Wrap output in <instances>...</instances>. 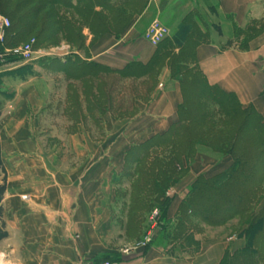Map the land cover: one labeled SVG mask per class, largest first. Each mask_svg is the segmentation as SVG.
<instances>
[{
    "label": "crops",
    "instance_id": "0c3cea01",
    "mask_svg": "<svg viewBox=\"0 0 264 264\" xmlns=\"http://www.w3.org/2000/svg\"><path fill=\"white\" fill-rule=\"evenodd\" d=\"M141 1L146 4L144 9L133 16L118 38L106 34L89 45V62L112 70L133 61L145 64L156 48L142 37L150 22H165L169 34L188 25L194 33L186 47L192 48L193 65L206 82L233 94L243 108L251 106L264 114V0ZM87 31L84 35L88 45L92 37ZM198 34L203 38L198 40ZM22 66L0 68V81L9 90L0 100V152L6 176L0 223L7 235L0 241V264H101L111 259L117 261L114 264H235L234 258L244 249L245 240L230 233L231 225L200 227L199 232L190 234L183 245L173 249L164 248L160 241L140 249L132 247L134 243L124 237L115 219L114 188L103 180L119 173L130 145L163 133L177 121L181 92L176 81L168 80L166 69L153 99L137 107L136 115L123 121L98 117L97 127L103 121L105 129L124 130L106 142L105 153L95 148L87 151L84 124L76 125L75 135L63 138L75 152L72 159L94 161L87 172L85 167L41 166L42 159H46L39 145L47 140L43 141L38 121L41 114L50 112L56 95L47 89L42 98L34 81L16 78L18 74L13 72ZM53 76L60 79L62 75ZM77 93L83 96L81 91ZM201 158L206 156L201 154ZM206 166L191 169L171 192L175 197L169 220L175 215L183 191L197 175L209 170Z\"/></svg>",
    "mask_w": 264,
    "mask_h": 264
},
{
    "label": "trees",
    "instance_id": "16d2710c",
    "mask_svg": "<svg viewBox=\"0 0 264 264\" xmlns=\"http://www.w3.org/2000/svg\"><path fill=\"white\" fill-rule=\"evenodd\" d=\"M143 4L141 0H0V15L11 23L6 48L16 47L19 39L30 37L28 40L35 38L38 46L64 41L81 51L85 44L83 29L88 30L92 40L106 34L118 38L132 17L141 13ZM61 10L72 12L77 22ZM193 33L194 28L181 25L170 36V47L183 51ZM159 45L147 63L133 61L118 70L91 62L83 64L74 53L55 58L50 64L52 69L64 72L68 80L85 85L87 78L108 73L153 87L160 71L168 67L170 79L179 85L177 121L163 133L130 145L124 153L121 177L130 184V192L117 195L124 201L122 210L128 216L121 226L128 238L135 239L138 215L155 207L160 227L150 244L160 241L164 248L173 249L183 245L190 234L199 232L200 227L232 225L234 234L245 240L244 249L234 258L235 264H264V114L251 106L243 108L233 94L210 86L195 65L188 66L178 58L169 60ZM7 59L9 63L16 61ZM24 69L22 66L13 73L21 76ZM151 86L143 96L147 103L154 95ZM201 154L206 159H198ZM204 164L209 170L197 175L183 191L175 215L169 220L175 197L171 192L191 169ZM0 176L1 203L6 184L1 152ZM1 213L0 207V218ZM3 227L1 222L0 241L7 236ZM110 263L117 261L111 259Z\"/></svg>",
    "mask_w": 264,
    "mask_h": 264
},
{
    "label": "rangeland",
    "instance_id": "374dc122",
    "mask_svg": "<svg viewBox=\"0 0 264 264\" xmlns=\"http://www.w3.org/2000/svg\"><path fill=\"white\" fill-rule=\"evenodd\" d=\"M145 5L146 4H143V6ZM60 12L61 13L65 12L67 18L73 19L72 22H77L72 12L70 11L66 12L63 10H61ZM0 16L4 17L5 15H0ZM154 21H157L161 26L168 29V27L165 25V22L163 21L161 22L160 20H153L152 22ZM152 22H150V24ZM127 25L128 24H126V26ZM84 30L85 29H83L82 35L85 38V44L81 51H78L76 48L73 47L71 48L69 45L65 44L64 41H61V43L55 46H49L47 44H42L38 46L36 45L37 44L36 43L35 50L36 52H38L36 55L37 56L36 59L33 62L24 64L23 68L25 69L21 72V76L18 75L16 77L20 81H29V80L34 81L36 84L35 86H37L38 90L39 91L41 90L42 92L41 93L42 98L44 95V91H46L47 89L54 90L53 92H55L56 95L54 98L55 99L54 104L51 105L50 107V112L46 114L45 113L41 114V118L38 121L40 127L42 128L43 135L45 136L43 141L47 140L46 144L39 145L40 150H42L43 156L46 159V161L42 159L40 163L41 166L45 168L46 167L51 168L52 165H54L61 169L79 168L81 170L82 167L83 168L85 167L86 171L88 172L94 161L88 159L85 161H76L72 159V154H74L75 152L71 147V145H69V143L67 142V139L64 140L63 138H65L66 136L68 137L69 135H75L77 131L76 125L84 124L85 125L84 136L87 138V147H88L87 151L90 153V151H92L93 148H95L96 151L98 149H101V152L105 153L106 142L109 143L110 139H115V137H119L124 130L121 129L109 130L108 128L105 129L103 127V121H101L102 126L100 125L99 127H97L98 117L99 118L101 117L102 120H105L104 119L105 117L107 119H110L111 117L113 120H115L116 118V121H123L129 116L136 115L138 110L133 112L132 108L134 107L140 108L147 104V102H145L143 98L144 93L151 86L147 82L141 83L142 81H134V80L123 81L117 78L116 76L107 73V74L97 75L96 78H87V80L85 81L87 82V85H85V83L83 82L80 83L77 80L76 81L68 80L64 72L60 73L55 69H52L50 64H52L51 61L53 59L64 58L67 55L73 53L78 55L79 60H81L83 64L90 63L88 61L89 59L88 47L89 45L92 44V42L96 41L97 39L96 40L91 39L90 44L87 45L88 37L87 35H84ZM145 31L144 33H142L143 35L142 37H144ZM87 33L89 34L88 31ZM171 35L172 32L171 34L168 35V37H166L162 42H160L159 45L160 48L161 49L164 48L161 51L164 52L165 54H168L169 60L178 58L182 62L186 63L188 66L193 65L192 48L188 45L183 51H180L179 49L176 50L170 47L169 38ZM31 37H35V34H32ZM29 38L19 39L18 43H20V45H24L26 44ZM31 39H34L36 41L35 38H31ZM14 63L20 65V63L16 61ZM52 66H54V64ZM0 68L2 67L0 66ZM164 69L167 70L168 80L171 81L170 70L168 69V67H165ZM163 70H161L159 73L158 81L155 87H153L154 84H152L151 86L152 92H155V89L158 87L160 76ZM55 74L62 76L59 79L53 76ZM1 82L2 80L0 81V100L3 99L4 95H7L6 93L7 91L5 90H8L7 88L3 87L2 85L3 83ZM62 90H66L65 91L66 99L64 100V104H65L64 108L62 103L63 100ZM78 91L82 92L83 96L81 98L77 93ZM79 105L84 107L79 108ZM52 126L55 127L54 130L51 129ZM58 126H60V128H58ZM51 155L54 156V158ZM123 165L124 162L121 161L119 166L120 167L119 173H113L112 176L108 175L103 180L105 185L106 184L111 185L114 188L113 190L114 205L112 210L115 215L117 224L120 225L121 228H123L121 226V222L126 223L128 216L122 210L123 209L122 204L124 203V201H121L119 199V196L117 195L120 194V192L127 194L130 192V186H129L130 184L126 183L125 180L121 177V173L123 171ZM1 184H2V179L0 178V185ZM23 198L25 197H22V199ZM27 199H23V200L26 201ZM154 210H157L159 215V210L155 207L152 208V210L147 211L146 213L143 212L138 215L139 221L135 226L139 227L138 228L139 230L134 231L135 234L136 231L138 232L135 239L128 238V236L124 231L125 229L124 227L123 229L124 237L130 240L131 243H134L132 246L133 248H136L135 247L136 244L142 240V238L144 237V235H146V233L151 232L153 237L154 232H156L160 227L159 225L157 228H153L154 230H152L150 216ZM230 233L234 234L233 229L231 230ZM135 234L133 236H135Z\"/></svg>",
    "mask_w": 264,
    "mask_h": 264
},
{
    "label": "built area",
    "instance_id": "2783aa9c",
    "mask_svg": "<svg viewBox=\"0 0 264 264\" xmlns=\"http://www.w3.org/2000/svg\"><path fill=\"white\" fill-rule=\"evenodd\" d=\"M11 23L6 17L0 16V66H8L10 64L7 58L11 57L16 59V62L20 64H28L36 59L38 52L35 50L36 41L30 39L24 45H19L13 48H6V35L7 30L10 28ZM168 29L161 26L157 21L152 22L145 31L144 40H146L151 46L156 47L166 37H168ZM17 64V63H16ZM23 199H27L26 197ZM150 222L153 228L159 226V215L158 211L154 210L150 216ZM152 239V233H146L142 240L136 244V248L144 249L150 244ZM101 264H111L109 262H103Z\"/></svg>",
    "mask_w": 264,
    "mask_h": 264
}]
</instances>
